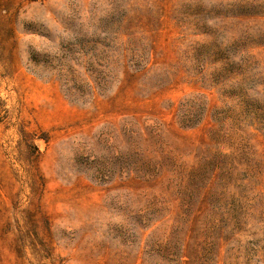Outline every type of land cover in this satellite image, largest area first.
I'll return each instance as SVG.
<instances>
[{
  "label": "rangeland",
  "instance_id": "1",
  "mask_svg": "<svg viewBox=\"0 0 264 264\" xmlns=\"http://www.w3.org/2000/svg\"><path fill=\"white\" fill-rule=\"evenodd\" d=\"M236 43L264 90V0H0V264H167L181 206L264 208V134H220L233 81L198 63ZM259 221L218 264L264 260Z\"/></svg>",
  "mask_w": 264,
  "mask_h": 264
},
{
  "label": "trees",
  "instance_id": "2",
  "mask_svg": "<svg viewBox=\"0 0 264 264\" xmlns=\"http://www.w3.org/2000/svg\"><path fill=\"white\" fill-rule=\"evenodd\" d=\"M232 49V56L228 61L222 58L215 59L212 51H208L206 57L198 61L202 71L220 64L219 69L215 68V75L217 72L218 77L228 82L230 79L233 81L234 92L231 97L236 103L231 111L237 125L226 128L227 117L214 119L220 125L218 130L223 132L220 134L230 140L238 134V127L243 122L244 129L257 125L259 126L257 130L264 134V90L251 87L247 49L239 43L232 46ZM87 96L86 99L78 102L91 101L94 92ZM208 112L206 97L192 96L190 101L181 106L175 117L182 128L196 129L207 118ZM205 184L214 185L212 177H207ZM217 195L218 193H214L212 197ZM257 214L260 217L264 215V208L241 205L233 207L183 205L174 217L175 234L167 244V246L172 245L174 251L159 256L167 264H218L222 240H231L236 234L244 231ZM261 222L263 221L256 224H264ZM231 251L228 250L229 253L225 256L223 264H239V257L234 259L230 254ZM246 258L247 261L243 264H264V260L257 258L256 255H247Z\"/></svg>",
  "mask_w": 264,
  "mask_h": 264
}]
</instances>
